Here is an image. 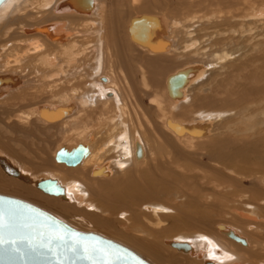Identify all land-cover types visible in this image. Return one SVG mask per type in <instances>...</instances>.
Listing matches in <instances>:
<instances>
[{"label":"bare ground","instance_id":"obj_1","mask_svg":"<svg viewBox=\"0 0 264 264\" xmlns=\"http://www.w3.org/2000/svg\"><path fill=\"white\" fill-rule=\"evenodd\" d=\"M15 1L0 6V117L6 115V127L14 135L0 131V186L35 200L42 206L31 203L71 226L83 225V232L89 225L100 235L112 234L105 237L152 264H264V189H235L242 186L238 178L253 175L250 165L258 161L250 157L253 147L247 143L226 154L230 135L220 128L231 120L216 125L226 111H218L225 104L214 102L222 89L234 94L229 83L236 74L248 81L241 100L257 102L264 110L263 55L256 66L260 55L246 57L247 46L237 48L245 59L204 81L212 68L202 64V45L196 47L205 18L197 15L200 5L42 0L26 12ZM39 14L48 15V21L20 24L16 40L3 36L12 33L14 22ZM224 22L228 31L238 30L240 21ZM243 30L238 41L245 40L248 30ZM187 38L193 42L183 45ZM233 52L218 53L216 63ZM182 57L187 61L176 65ZM205 88L209 93L204 94ZM22 122L68 128L74 136L44 160L47 176L32 179L39 167L30 166L10 145L20 143L38 155L31 150L34 138L30 144L16 135H35L18 124ZM257 141L264 142V135ZM205 168L210 173L202 175ZM11 174L15 180L8 179ZM256 174L254 181L264 187V162ZM45 179L56 180L64 195L38 190L35 183ZM171 192L179 195V203L174 201L173 208L158 203L159 198L174 199ZM216 208L235 210L236 223L223 220L202 230L211 221L207 211Z\"/></svg>","mask_w":264,"mask_h":264},{"label":"rangeland","instance_id":"obj_2","mask_svg":"<svg viewBox=\"0 0 264 264\" xmlns=\"http://www.w3.org/2000/svg\"><path fill=\"white\" fill-rule=\"evenodd\" d=\"M41 1L42 0H16L14 2V4H18V5L20 4L19 8H24V10H26V12H32V11L36 10V8L39 7L38 5L41 4ZM176 1H178L177 3L182 2V4H184V3L185 4H188V3L193 4L194 3L196 5H200V8H202V9L199 8L201 12L199 11V13L197 15H199V16L202 15V17H205V18H202V41H200V40L197 41L198 43L196 44V47H200L202 45V64H204V63H205V65L210 64V67L212 69L209 70L207 72V74H205L206 77L205 76H203L204 78L202 77V80H204L205 78H206L205 80H207L208 76H209V78H212L214 74L219 75V74H217V72L220 74L223 72H230L231 71V68H230L231 65L232 66H234L235 64L237 65V63H235V62L241 63L240 61H243L245 59V56H243V54H241L243 51H239L237 53V51H238L237 48H240L244 45L247 46L246 48L248 49L247 50L248 52L245 54L246 57L247 56H251V57L253 56V57L257 58L258 55H260L259 58L256 59L257 61L255 62V65L257 66V65L261 64V62H260L261 60H259V59H262L264 57V51H263L264 50V0H183L184 2L182 0H176ZM43 16L44 15L39 14L37 17H34V18L29 17V18H25L23 20L14 22L15 24L11 26L12 33H10L7 36H5V35H3V36L6 38V40H10L11 37L14 40H16L19 37V34L17 32H15L18 28L17 26L27 25L26 23H28V25L38 23V22L40 23V22H43V21L49 19L48 15L46 16V18ZM234 16H236V18ZM229 18L231 20L240 21V24L237 25L238 30L233 29V31H232L231 29H229V31H228L227 27H229V26H225L224 21L225 20L227 21ZM213 21H214V23H213ZM221 22L223 24H221ZM248 22H249V24H248ZM250 22H254V23H251V25H250ZM20 24H22V25H20ZM214 24H215V26H214ZM246 24H248L249 26ZM225 29H227V30L223 31ZM242 29H244L243 31H247V30L250 31L251 29L252 30H251V32L247 31L244 34L245 40H243L241 38V41H238V40H240V39H238L239 31ZM232 36H233V38H232ZM228 37L230 38V40L228 39ZM246 37H249L250 40L249 39L246 40L247 39ZM187 39H184V41L186 43L183 41V43H182L183 45H186V44L193 42L191 40V38L188 39L189 41H187ZM215 39H218V40H215ZM219 39L222 40L223 45L218 44V43H220V42H217V41H219ZM232 39H234V41ZM223 40H225V41L223 42ZM227 40H229V41H227ZM211 42H212V45L210 44ZM231 42H232V44H231ZM214 43H216V45ZM235 43H236L237 47H236ZM198 44H199V46H198ZM224 44H226V46H224ZM216 47H218L219 49ZM21 48H19V50H21ZM194 48H195V46H194ZM223 50H225V51L222 52ZM234 50H235V52H233ZM230 52H233V55L231 57H229V59L227 58L226 60L220 61V63H218V64L216 63L219 60L215 57V55H218V53H219V55H223V54L230 55V54H232ZM261 55H263V57ZM182 59L180 58L179 61H177L178 64H176V65H179V64L182 65V63L185 61V59L187 61V57H182ZM180 60L182 61V63ZM213 62L216 64H214ZM106 71L108 72L107 68H106ZM115 75H116V72H115ZM247 85H248V81L245 80L244 77H236V74H235V78L229 83V87H233L235 90L234 94L223 93L226 89H222V90L218 91L217 94L214 95L215 104H218V105L225 104V106H222V107L219 106L220 108L218 109V111H221V112L226 111L225 112L226 114H223L224 116L222 115L221 118H218L216 125L219 124L218 126L220 127L222 124L229 121V119L231 120V121H229V122H231V124H228L224 128H220L222 130V132L228 131L227 133L230 135L229 136V138H230L229 144L226 146L227 150L225 149L226 154L234 153V150H236L238 147L242 146L244 143L251 144L253 148L251 150L250 157L252 159H257L258 162H256V163H258V165H259L260 162H264V153L261 151L264 148V142L257 141V140H260V134L264 135V133H261V131L264 130V110H260L261 107L259 104H257V102H252L254 104H252V103L248 104L244 100H241V95L243 93L242 88H245V86H247ZM203 91H204V94L209 93L208 88L207 89L205 88ZM258 98L261 99L262 97H258ZM146 101H144V104H148L147 99H146ZM3 107H4L3 105H0V108H3ZM4 115L1 114V117H0L2 122H3V123L0 122V131L4 132L5 136H14L12 134V132L10 133V130L6 127V125L9 123V120L7 121L6 115L5 116ZM224 119H226V120H224ZM12 121H13V119L10 120V122H12ZM18 124H20V126H22L23 128H31L34 131V134H35L34 137L31 136L30 134H22V133H18L16 135H18L19 137L21 136L20 138L25 140L27 143H30L31 140L34 138L32 140V143L34 145L32 144L31 150L36 151L38 153V155H34L31 152H29L28 150H24L25 147L20 143H16V142L13 143L11 141L10 145L12 146V148H14L18 152L19 156H24L23 157L24 161H28L27 163L30 166L33 165V167H39L37 170H34V172H33L34 177L32 179L47 176L48 173H47L46 167L44 166V164H45L44 160L51 159L52 154H53L52 151H54L59 146L68 145L70 143V141L74 138V136L73 135L70 136L71 132L68 128H62V127L50 128L48 126H43L40 123H34V124H31L30 126H29V124L23 123V122L18 123ZM36 127H37V129L39 128V130H36ZM216 128H217V126H216ZM221 130H219V131H221ZM256 131L258 133L253 135V133ZM67 135H69V137ZM36 136H38V137H36ZM44 140H47V141H45L47 143H42ZM259 143H261V144H259ZM40 147L42 148V151H39L37 149ZM225 150L222 151V154L223 153L225 154V152H224ZM27 152H28V154H25ZM29 153H31V154H29ZM42 153H43V155H42ZM258 157L260 159H258ZM205 162L208 163L207 160ZM256 163H255V165H250V168H249L253 172L252 176L243 177L242 179L238 178L237 183H238V185L242 184V186L236 187L235 188L236 190L237 189H239V190L246 189L248 191V190H251V189H249V187H252V186L255 187L256 189H259V190L264 189L260 180L254 181L255 175H256V177L258 176L256 174L257 169H258V165H256ZM40 165H42L43 167L42 166L40 167ZM227 166L232 167V168L239 167L238 165H236L235 162H227ZM208 172L209 171H206V168H205V170L202 169V175H203V173L207 175L210 173V172L209 173ZM9 176H8V179H10V180L16 179L14 174H11ZM252 177H253V179H252ZM32 179L30 181H32ZM239 179H240L241 183L239 182ZM30 181H28V182H30ZM251 182H253V183H251ZM30 184L32 185L31 182H30ZM18 193L19 192L13 193V191H11L10 189L0 186V194H2V195H6V196H12L13 195L12 197L16 196L15 198L20 199V197L22 195L20 193L19 194ZM170 195H172L170 197H173L174 199H169L170 200L169 201V200H166V198L165 199L159 198L158 203L161 202V204L167 205V206H169V208H173L172 204L175 203L174 201H176V203L178 201L180 202V200L177 201V197L179 195H177L175 192H171ZM21 200H24V199H22V197H21ZM28 200H30V201H26V200H24V201L29 202V203H31V201H33V203H36L35 200H32V199H28ZM163 201L165 204L163 203ZM166 201H169V202L166 203ZM33 203H31V204H33ZM36 204L41 205L38 202ZM33 205H35V204H33ZM139 205H140V203H139ZM35 206H37V205H35ZM238 208L243 210L244 206L243 207L239 206ZM229 209H231V208H227V212H226V208L225 209L216 208V209H212L213 211L211 209L209 210L210 212L207 211V215L210 213L208 215L209 217L208 216L207 217H208V219L211 218V219H209L211 221L208 220L209 222H207L208 228H206L207 226L202 225L203 226L202 230L204 229L207 232L210 230L209 229L210 227H213L212 225H214V223L223 222V220H224V222L225 221L227 222L229 220V222L231 221L233 223H236L237 218L233 217V215L236 214L235 210H233L234 211V213H233V212L229 211ZM244 209L247 210V207H245ZM216 210H218V212ZM219 212H221V213H219ZM123 215L124 214L120 215L119 218H122ZM210 215H211V217H210ZM230 216H232V217H230ZM235 217H236V215H235ZM209 224H211V225H209ZM72 226L76 229H79V230L83 229V227H82L83 225H81V224H80V226L79 225H77V226L72 225ZM85 226H87V225L84 224V227ZM89 228L90 227L88 225V227L85 228V232H91L92 231V233H95L94 230H92L91 228L89 229ZM86 229H88V231H86ZM81 231H84V229ZM96 234H99V233H96ZM105 234L104 235L102 234L101 236H103V237H105V236L111 237L112 236V234L111 235L110 234L108 235V233H105ZM114 236L116 237V235H114ZM110 237L107 239H110ZM118 239H119V237H118ZM110 240H113V239H110ZM120 240L121 239H119V241ZM113 241L121 244L120 242H118L116 240H113ZM121 245H123V244H121ZM123 246H125V245H123ZM125 247H127V246H125ZM131 250H132V248H131ZM134 252L137 253V251H135V250H134ZM137 254L139 256H141L139 253H137ZM142 258L150 263V261L147 260L146 258H144V257H142ZM150 264H152V263H150Z\"/></svg>","mask_w":264,"mask_h":264},{"label":"water","instance_id":"obj_3","mask_svg":"<svg viewBox=\"0 0 264 264\" xmlns=\"http://www.w3.org/2000/svg\"><path fill=\"white\" fill-rule=\"evenodd\" d=\"M6 0H0V6ZM35 186L41 192L51 196H63L64 191L54 179L39 180ZM15 215L17 224L22 225L18 235L27 237L34 244L47 241L48 237L59 232L65 238V245L71 246L74 242H81L88 245H98L108 250V256L93 255L85 258L81 252L73 256L68 252L67 260L55 261L42 249L30 252L21 248L17 252L9 250L8 245L0 246V264H150L131 249L107 239L99 234L80 231L53 214L19 198L0 194V213L4 214L7 222L9 213ZM5 239L8 238L7 231L0 233Z\"/></svg>","mask_w":264,"mask_h":264},{"label":"snow or ice","instance_id":"obj_4","mask_svg":"<svg viewBox=\"0 0 264 264\" xmlns=\"http://www.w3.org/2000/svg\"><path fill=\"white\" fill-rule=\"evenodd\" d=\"M24 227L17 224L15 215L9 213L7 222L3 213H0V233L7 231L8 238L5 239L3 235H0V246L8 245L9 250L13 252L19 251L21 248H25L30 252H35L38 249L44 250L51 259L55 261H64L68 259L66 253L70 252L73 256H78L81 252L85 254V258H91L93 255L108 256V250L101 248L98 245H88L81 242H74L71 246H66L64 236L57 232L52 233L47 241H41L38 244H34L32 240L27 237L18 235V230Z\"/></svg>","mask_w":264,"mask_h":264}]
</instances>
